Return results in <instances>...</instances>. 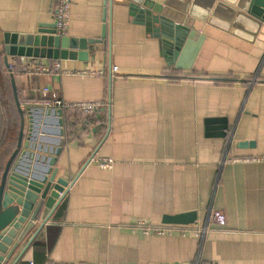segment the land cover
Wrapping results in <instances>:
<instances>
[{"label": "crops", "instance_id": "1", "mask_svg": "<svg viewBox=\"0 0 264 264\" xmlns=\"http://www.w3.org/2000/svg\"><path fill=\"white\" fill-rule=\"evenodd\" d=\"M55 5L0 0L1 36L51 27ZM145 9L71 0L66 35L93 41L85 60L8 58L21 108L52 96L102 105L62 111L67 192L16 264H264V159L244 160L264 158V23L249 39L196 21L200 47L176 68L170 33ZM50 61L67 72L19 70ZM188 212L192 224L168 223ZM168 225L188 232L151 231Z\"/></svg>", "mask_w": 264, "mask_h": 264}, {"label": "water", "instance_id": "2", "mask_svg": "<svg viewBox=\"0 0 264 264\" xmlns=\"http://www.w3.org/2000/svg\"><path fill=\"white\" fill-rule=\"evenodd\" d=\"M132 7L142 5L167 33L164 54L176 68H190L203 36L196 21L208 22L249 39L264 23V0H127ZM234 27L236 29H234ZM3 62L8 58L36 57L48 60H85L93 41L57 35L55 24H37L30 33H3ZM245 36V35H243ZM97 41H95L96 43ZM180 54V55H179ZM189 62H183L185 55ZM11 87L20 112L17 147L7 161L0 179V264H16L26 247L48 223L67 192L69 182L57 177V159L64 139V121L59 108L27 106L21 108L14 76ZM26 126V131H25ZM171 224H192L195 212L168 217ZM37 224V225H36ZM26 242L12 257L22 240Z\"/></svg>", "mask_w": 264, "mask_h": 264}, {"label": "built area", "instance_id": "3", "mask_svg": "<svg viewBox=\"0 0 264 264\" xmlns=\"http://www.w3.org/2000/svg\"><path fill=\"white\" fill-rule=\"evenodd\" d=\"M70 6H71V0H56V5L54 8V24H55V33L57 35H65L67 32ZM13 65L9 63L10 67H13ZM113 69H116V67H114ZM19 70L26 71L28 73H34V72L65 73L67 72L61 69L59 61H50L45 64L36 63V62L27 64L24 62L22 63ZM90 73L93 74L94 72H90ZM47 91H48V88L44 87L43 94L46 95ZM34 104L36 106H41L43 108H59L62 111L63 110H74V111H80L86 114L93 113L97 111L100 107H102L101 103H98V102H93V101L67 102L55 96H52L51 98L43 97L41 100L34 102ZM263 159H264L263 157H253L251 159L245 158L244 160L245 161H248V160L261 161ZM96 163L99 167L111 168L113 165V159L110 157H99L96 159ZM151 231L158 235H171L172 233L178 230L176 226L168 225L165 227H159L157 229L153 228L151 229ZM144 232L149 233L150 230L147 229ZM178 232L184 235L186 232H188V229L184 227L183 230H179Z\"/></svg>", "mask_w": 264, "mask_h": 264}, {"label": "trees", "instance_id": "4", "mask_svg": "<svg viewBox=\"0 0 264 264\" xmlns=\"http://www.w3.org/2000/svg\"><path fill=\"white\" fill-rule=\"evenodd\" d=\"M4 54V44L0 33V179L7 161L17 147L20 128V112L14 99L10 76V73L15 76L16 71L13 67L5 66ZM15 59L19 61V57ZM17 97L19 100L18 92Z\"/></svg>", "mask_w": 264, "mask_h": 264}]
</instances>
